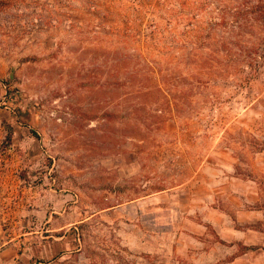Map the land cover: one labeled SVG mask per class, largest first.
<instances>
[{"label":"rangeland","instance_id":"rangeland-1","mask_svg":"<svg viewBox=\"0 0 264 264\" xmlns=\"http://www.w3.org/2000/svg\"><path fill=\"white\" fill-rule=\"evenodd\" d=\"M262 150L264 0H0V216L28 213V264H264V222L230 221L264 206Z\"/></svg>","mask_w":264,"mask_h":264},{"label":"crops","instance_id":"crops-1","mask_svg":"<svg viewBox=\"0 0 264 264\" xmlns=\"http://www.w3.org/2000/svg\"><path fill=\"white\" fill-rule=\"evenodd\" d=\"M262 151L263 152L258 153V156H260L258 157V161L264 163V150ZM256 194L259 195V192H256ZM259 203L257 198L254 199L255 206L247 207L248 210H242L243 213H239V216H236V218L234 217V219L230 220L234 224V231H239V227H242L247 229L249 236L257 232V225L264 222V206L262 205L261 201H259ZM21 214H23L22 218H19L18 221H15V224L12 225V228L10 226L6 228V224L4 223L5 217L0 216V264H28V247L27 249L24 248L22 251L21 246L22 242L25 244L28 243V213ZM156 216L158 215L156 214ZM236 226H238V229ZM67 231L68 229L64 233L56 235V239L58 240L57 246L62 245V247H57L58 251L56 256L59 259L65 258V253H67V248L64 247V241H62L66 237ZM77 241L81 240L79 237H77V235H74V243ZM251 242L253 243L249 244V250L260 248L257 247V243L254 241ZM78 244L79 243L75 244V250L77 251L82 247L81 243L79 244L80 247H78Z\"/></svg>","mask_w":264,"mask_h":264},{"label":"trees","instance_id":"trees-1","mask_svg":"<svg viewBox=\"0 0 264 264\" xmlns=\"http://www.w3.org/2000/svg\"><path fill=\"white\" fill-rule=\"evenodd\" d=\"M251 248H255V247H251Z\"/></svg>","mask_w":264,"mask_h":264}]
</instances>
